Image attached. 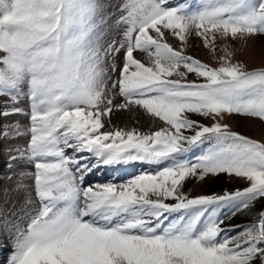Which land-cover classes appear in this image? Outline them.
Wrapping results in <instances>:
<instances>
[{
  "label": "snow or ice",
  "instance_id": "snow-or-ice-1",
  "mask_svg": "<svg viewBox=\"0 0 264 264\" xmlns=\"http://www.w3.org/2000/svg\"><path fill=\"white\" fill-rule=\"evenodd\" d=\"M257 36L264 0H0V120L27 118L0 124V141L27 138L0 149L20 213L0 221L5 264H264V138L222 122L264 125V66L232 50ZM193 39L216 66L186 54ZM220 175L247 186L184 191ZM237 215L250 223L222 226Z\"/></svg>",
  "mask_w": 264,
  "mask_h": 264
},
{
  "label": "rangeland",
  "instance_id": "rangeland-1",
  "mask_svg": "<svg viewBox=\"0 0 264 264\" xmlns=\"http://www.w3.org/2000/svg\"><path fill=\"white\" fill-rule=\"evenodd\" d=\"M112 2L116 3L118 2V0H112ZM169 42L172 43L174 47L179 48L180 46L179 42L176 41L174 38L169 37ZM232 50L235 53L234 60L244 63L248 69L264 66V36H257L254 39H249L246 44H244V42L240 40H237L232 45ZM186 54L191 55L201 60L204 63H208L210 66H216L212 53L208 49L204 48L202 46V43L197 39H193L191 41V46L186 49ZM136 56L138 59H141V60L145 59V56L142 53L137 52ZM191 78L192 76L190 75L189 79ZM3 99H6V98L0 97V101H2ZM20 106L26 107L24 103H22ZM136 115H139V113L137 114H133V113L115 114L112 116V123L119 124L120 126H124V124L127 122L129 127H140L142 131L148 130L151 122L148 121L144 116L140 115L139 124H137L135 122ZM11 121H19L21 125L27 124V118L24 116H11L8 118V121L0 120V124L11 122ZM201 122L205 124L211 123V121H208V120H203ZM222 122L228 123L229 126L233 130L241 132L242 134L248 135L252 138H256V139L264 138V125H261L259 121L246 120L238 116H231V117H225V119ZM152 130H155V128L153 127ZM26 140H27L26 137H22V138H19L17 140H12V141H0V149H2L3 146L8 143H11L14 145L15 144L24 145L26 143ZM196 154L198 153H194V155ZM6 159L7 157L3 154L2 151H0V180L2 184L0 188V206H1V210H0L1 219L0 220L1 221L6 215L10 219H15V217L11 216L10 214L12 212H16L17 215L20 214L17 212L19 208L18 202L15 204L16 205L15 208L13 206L14 202L16 201L15 194L9 191L6 195L4 191L5 188L11 189L13 185V182L6 181L4 179V177L8 173V169L5 164ZM143 167L144 166H142L141 164L135 163V164H131L128 166H120L118 169L114 171L113 170L110 171V169L106 171L101 170V171L96 172L94 175L90 176L89 177L90 179L85 182V186H88L89 184L93 182L104 183L114 178H115V182L119 183L124 180H127L131 176L139 174V172L143 170ZM25 168L30 170V166H26ZM246 186L247 184L243 180H240L234 177L225 176V175H220L219 177H216V178L209 176L203 182L189 180L185 184L184 191L189 192L192 196H195V195H201V194L222 193L225 189L232 191L238 188L242 189L243 187H246ZM261 208H264V200L258 201L253 211L254 212L259 211ZM246 223H250V218L248 216L237 215L233 217L231 220H225L222 226L231 227L232 225L246 224ZM236 231H239V229H237ZM235 234L236 232L231 233V235H235ZM6 239L7 238L4 237V235L0 234V240H1L0 243H3L4 245L3 247L7 246ZM3 260L4 258L2 259V261Z\"/></svg>",
  "mask_w": 264,
  "mask_h": 264
},
{
  "label": "bare ground",
  "instance_id": "bare-ground-1",
  "mask_svg": "<svg viewBox=\"0 0 264 264\" xmlns=\"http://www.w3.org/2000/svg\"><path fill=\"white\" fill-rule=\"evenodd\" d=\"M2 166V165H1ZM27 166V165H26ZM25 166V167H26ZM3 167V166H2ZM106 171V170H105ZM110 171H112V170H110ZM110 171H108V172H110ZM90 178H88V180H89ZM87 180V181H88ZM3 181V180H2ZM91 181V180H90ZM1 186H2V184H1V180H0V188H1ZM19 204V203H18ZM16 206V205H15ZM7 207H9V206H7ZM3 208H4V206H3ZM15 208V207H14ZM0 210H1V206H0ZM14 210V209H13ZM18 212V211H17ZM19 213V212H18ZM11 214V213H10ZM3 215V214H2ZM5 215V214H4ZM0 219H1V214H0ZM1 221V220H0ZM3 237V236H2ZM5 237V236H4ZM0 242H1V240H0ZM6 243H7V246H5V247H3V251H0V264H5V261H6V259H7V257H8V253L11 251V246H10V243L8 242V239H6ZM4 256V257H3ZM4 258V260L2 261V259Z\"/></svg>",
  "mask_w": 264,
  "mask_h": 264
}]
</instances>
